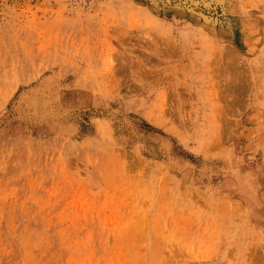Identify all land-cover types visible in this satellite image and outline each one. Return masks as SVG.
<instances>
[{"label":"rangeland","instance_id":"374dc122","mask_svg":"<svg viewBox=\"0 0 264 264\" xmlns=\"http://www.w3.org/2000/svg\"><path fill=\"white\" fill-rule=\"evenodd\" d=\"M196 1L0 0V264H264V0Z\"/></svg>","mask_w":264,"mask_h":264},{"label":"bare ground","instance_id":"6f19581e","mask_svg":"<svg viewBox=\"0 0 264 264\" xmlns=\"http://www.w3.org/2000/svg\"><path fill=\"white\" fill-rule=\"evenodd\" d=\"M193 1H195V0H193ZM200 2H204L205 3V6H207V5L210 4V2L208 0H205V1H203V0H197L196 1V3H200ZM206 17L209 18L210 16L206 15Z\"/></svg>","mask_w":264,"mask_h":264}]
</instances>
